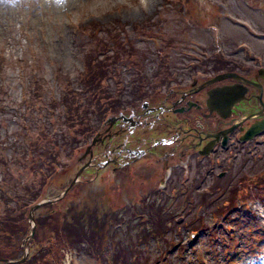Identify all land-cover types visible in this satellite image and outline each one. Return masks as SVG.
Listing matches in <instances>:
<instances>
[{"label": "rangeland", "instance_id": "obj_1", "mask_svg": "<svg viewBox=\"0 0 264 264\" xmlns=\"http://www.w3.org/2000/svg\"><path fill=\"white\" fill-rule=\"evenodd\" d=\"M103 53L109 56L105 95L122 107L133 105L123 108L126 115L142 112L143 93L148 103L162 102L168 87L156 85L166 73L180 82L212 77L209 60L216 55L249 67L236 72L254 81L255 71L264 68V0H0V162L8 163H0V196L5 177L18 191L32 187L39 198L25 208L27 222L30 207L58 197L91 159L84 152L93 137L105 135L106 123L90 114L95 102L80 81L85 54L103 59ZM256 83L264 91V79ZM249 87L236 112L257 109V89ZM66 91L90 119L88 133L74 139L59 104ZM256 117L258 122L264 113ZM140 133L150 140L138 149L166 148L155 147L164 135L147 128L134 131V143ZM48 148L58 154L54 168ZM105 148H92V163L104 164L102 169L83 170L63 203L34 212L47 235L42 242L56 232L80 250H64L60 263L52 257L51 264H98L92 249L99 264H264V133L250 144L233 141L210 158L200 160L192 150L190 157L175 156L165 170L154 165L157 174L140 163L107 166ZM5 199L7 209L16 203ZM3 205L0 199V214ZM8 213L7 237L20 230L12 242L18 246L14 259L26 252V263L44 257L34 235L28 238L29 224L21 228L16 211ZM199 223L203 229L192 232Z\"/></svg>", "mask_w": 264, "mask_h": 264}, {"label": "flooded vegetation", "instance_id": "obj_2", "mask_svg": "<svg viewBox=\"0 0 264 264\" xmlns=\"http://www.w3.org/2000/svg\"><path fill=\"white\" fill-rule=\"evenodd\" d=\"M241 69H243L241 70L242 72L246 73L250 70L249 67L245 68L242 66ZM198 76L200 78H196L194 81H191L189 77L186 82L171 80L170 83H166L163 81L161 87L165 89L168 87V92L162 98V102H159L158 105L147 103L141 113L130 116L133 118V122L126 121L128 124L120 123V138L117 143H115V141L119 135L113 132L114 125L110 128H106V149H104V155L102 156L106 155V162H108L107 166L112 165L113 168L118 169L122 166L126 167L131 163H140L141 166L147 170L154 171V165L159 164L161 168L165 170L169 166H172L171 161L173 157H178V155H187L190 157L189 152H191V150L199 156L209 144L212 145V151L220 148L226 149L230 147V143L233 141L237 144H245L241 142L242 137H244L246 131L250 129L252 124L256 121V116L264 113L257 99L259 94L258 88L256 87L257 95L255 106L257 109L254 112L242 114L241 112H236L237 106H234V112L232 110L230 118L226 120L218 117L214 113H208L206 108L207 94L211 89L224 85H231L234 84V82L223 81L209 84L211 79L207 78L202 80V76ZM262 76H264V73L259 74L255 71L252 77L254 81H251L249 78L240 75V77L260 87L261 85L257 84L256 81L262 78ZM238 82L242 84L241 81ZM261 89V101L262 105H264V91L262 87ZM169 116H173V119H171L172 124L163 120V118H168ZM232 116L234 117L231 118ZM249 118H253L254 120L250 124H248V120H246ZM131 126L132 128H130ZM146 128L159 133V135H164L155 143V147L166 146V148L160 150H151L148 147L138 149L148 143L150 136L140 133L133 137L134 140H136L134 143L132 134L135 130ZM229 128L233 129L228 134L226 145L224 146L222 144L223 138L219 133ZM215 135H218L217 138ZM140 157L142 158L138 159ZM154 173L157 174V171H154Z\"/></svg>", "mask_w": 264, "mask_h": 264}, {"label": "trees", "instance_id": "obj_3", "mask_svg": "<svg viewBox=\"0 0 264 264\" xmlns=\"http://www.w3.org/2000/svg\"><path fill=\"white\" fill-rule=\"evenodd\" d=\"M100 52H103L102 48ZM114 53H117V52L115 51ZM103 54H104L103 59H98V57L85 54L84 73L81 75V78H80L82 87L85 88L89 97H91L95 102L93 105V109L92 110L89 109L90 114H93V116H95V121H99V122H101L102 120L104 121L108 114H117L119 111H121L123 108H125L128 105L127 104L122 107L120 103H118V101L116 100L115 101L107 100V95H105L106 89L104 87L105 86L104 84L106 81V75H107V70H108L106 60L108 59L109 56H106L105 53ZM209 61H211L210 63H213V69L216 73L221 72V71L222 72L232 71V65L229 62L225 61L219 55H216L214 58H212ZM162 70L167 71V66L160 65V71L162 72ZM36 83L37 82H35L34 84ZM36 88L39 89V86H37ZM71 94H73V92L66 91L61 97L59 104L63 108V111H64V125L68 130L74 133L75 136H72L74 139L76 136H79V135L84 136L86 133H88L90 119H89V116H86V113L84 111L79 110V108H81V105H76V101L73 97H71ZM145 96H146V93H143L141 96L138 97V100L145 98ZM128 106H132V105H128ZM53 142H54L53 148H55L56 141H53ZM52 152H53V149L48 148L45 151V155L47 156L46 159L48 161L53 162V168H54L56 165L55 158L58 160V154L55 153V155H51ZM0 163L4 167L6 166V164L8 165V163L7 162L5 163V161H1ZM37 168L41 172L46 171L42 167L41 168L37 167ZM2 180L4 182V186L6 187V190H5V193L1 194L0 199L5 202V205L3 206H6L5 207L6 211H3L4 213L0 214V264H20V263L15 262V261H19L18 259L17 260L14 259L15 254L17 253V250H18V246H16L15 244H12V242L16 240L15 236H17L20 230H18V232L15 233L12 240L9 238V236L7 237L9 233L8 222H10V221H7V215L9 214L8 211L9 212L16 211L17 215L15 214L16 215L15 220L20 222L21 228L23 227L24 229L28 230V222L27 220L23 218V214H24L23 212L26 211L25 208H27L28 210L27 206L29 202H33V201L35 202L36 200H38L39 196L37 195L38 193L32 191V187L29 188L28 186H25L24 188H22V190L18 191L16 190L17 186L11 185L7 181L6 177L3 178ZM9 191L11 192L16 191L14 193L15 197H11L12 195H10ZM21 191H22V194L17 195V192H21ZM5 196L9 199L14 198L16 201V203L13 204V207L11 209H7L9 207L7 206L8 202L6 201ZM25 196H30L28 203H26L23 200ZM64 199L59 203H63ZM232 200L233 199L230 198L229 200H227L226 204H228L229 202L231 203ZM59 203H56L54 205H57ZM53 224L54 223H48L47 225L48 228ZM35 225H36L38 234H34V240L39 241V244L41 245L39 251H41V254L44 257H42L41 259L38 258L35 261L31 260L28 263H26V260H25L24 262L26 264H51L52 257H56L57 258L56 262L60 263V256L62 258V251L64 250L70 251L71 254L80 253V250L74 246V243L73 244L71 243L68 236L65 234H62V236H60L56 232H54L49 242H45L44 240L42 242L41 240L44 237H47V235L41 234L42 229L40 230L41 223L39 220H35ZM202 227L203 226L199 223V228L197 227L192 228V231L194 232L197 230H202L203 229ZM26 230H22V231H26ZM38 236H40L41 239H39ZM107 239L108 237L106 238V241ZM42 243H45V247L44 245H42ZM86 244L88 245V247L90 246L89 243L86 242ZM89 249H91V247H89ZM92 250L93 251L89 250L88 253L90 254L91 257L93 255L94 259L99 264L100 261H102V259L101 260L98 259V255H99L97 253L98 250L97 249H92ZM6 261H11V262H6Z\"/></svg>", "mask_w": 264, "mask_h": 264}, {"label": "water", "instance_id": "obj_4", "mask_svg": "<svg viewBox=\"0 0 264 264\" xmlns=\"http://www.w3.org/2000/svg\"><path fill=\"white\" fill-rule=\"evenodd\" d=\"M227 78H232V79H235L237 81H241L242 84L236 83L234 85L223 86L221 88H216V89L211 90L208 93V99L206 102L207 109L209 110L210 113L215 112L222 118H228L231 114V110L233 109L234 105L240 103L245 98L244 96H245V93L247 91V87H245L244 84L253 85V86L258 88L259 94L257 96V99L260 103L262 110H264V105H262V101H261L262 89L260 86L255 85L253 82L246 80V79H243V78H241V77H239L233 73H227V74H222V75L217 76L215 79L210 81V83L221 81V80H224ZM262 78H264V76H262ZM263 131H264V119L253 124L251 126V128L246 131L244 137L241 140L242 141H248V140L252 139L254 136L262 133ZM203 154H205V151L203 152ZM88 166H89V163L86 164L83 168H81L78 171L76 177L68 185V187L63 191V193L58 196L57 199L62 198V196L64 194H66V192L77 181L79 174ZM55 201H56V199H49V200L41 201V202L37 203L36 205H34L30 209L29 218H28L29 222L33 223V220H34L33 219V213L35 212V210L38 207H40L43 204L54 203ZM33 233H34V225L31 227V234L28 238H30V237L32 238ZM26 240H28V239H26ZM26 255H27V252L24 254L23 259L21 261H19V263L24 261Z\"/></svg>", "mask_w": 264, "mask_h": 264}]
</instances>
